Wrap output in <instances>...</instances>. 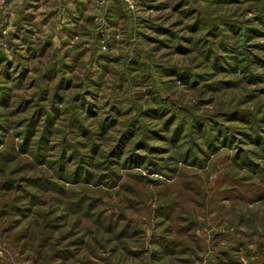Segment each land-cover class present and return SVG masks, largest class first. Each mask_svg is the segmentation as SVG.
Here are the masks:
<instances>
[{
    "label": "rangeland",
    "instance_id": "rangeland-1",
    "mask_svg": "<svg viewBox=\"0 0 264 264\" xmlns=\"http://www.w3.org/2000/svg\"><path fill=\"white\" fill-rule=\"evenodd\" d=\"M0 264H264V0L2 3Z\"/></svg>",
    "mask_w": 264,
    "mask_h": 264
},
{
    "label": "built area",
    "instance_id": "built-area-1",
    "mask_svg": "<svg viewBox=\"0 0 264 264\" xmlns=\"http://www.w3.org/2000/svg\"><path fill=\"white\" fill-rule=\"evenodd\" d=\"M6 0H0V5H2V3H4Z\"/></svg>",
    "mask_w": 264,
    "mask_h": 264
}]
</instances>
